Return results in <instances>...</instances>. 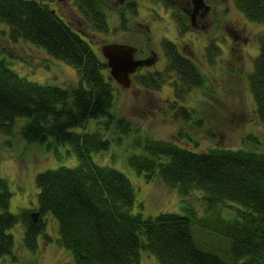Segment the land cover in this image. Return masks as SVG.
Instances as JSON below:
<instances>
[{
    "label": "trees",
    "instance_id": "1",
    "mask_svg": "<svg viewBox=\"0 0 264 264\" xmlns=\"http://www.w3.org/2000/svg\"><path fill=\"white\" fill-rule=\"evenodd\" d=\"M50 2L0 0V23L7 27L11 41L41 49L76 70L77 83L61 88L30 82L10 69L5 53L12 55L0 47V133L12 138L19 135L27 146L44 149L56 159L67 148L65 155L74 154L77 165L37 174L35 221L28 210L8 212L10 193L0 178V258L13 256L14 242L8 231L17 224L23 227L22 243L28 252H35L40 237L49 241L42 218L51 216L56 223L54 243L74 264H141V250L160 264H264V149L260 143L247 137L237 149L199 150L182 133L177 141L168 142L141 137L126 120L114 115V90L106 62L48 7ZM74 2L88 28L108 29L107 9L101 0ZM234 7L249 22L264 23V0H234ZM167 54L166 71L176 76V93L204 84L203 75L189 59L172 49ZM132 78L147 89L160 84L155 75L136 73ZM247 82L255 118L264 126V40ZM180 112L185 122L191 116L184 109ZM16 124L21 128L13 137ZM131 136L127 167L146 182L159 180L181 199L201 194L199 199L207 205L205 216L188 207L182 214L150 218L132 213L134 189L128 178L92 158L112 145L119 147L121 139ZM179 138L189 146L178 144ZM200 234L223 243L217 255L223 254L228 262L199 250L193 239Z\"/></svg>",
    "mask_w": 264,
    "mask_h": 264
},
{
    "label": "rangeland",
    "instance_id": "2",
    "mask_svg": "<svg viewBox=\"0 0 264 264\" xmlns=\"http://www.w3.org/2000/svg\"><path fill=\"white\" fill-rule=\"evenodd\" d=\"M102 1L107 9L108 29L104 32H95L87 27L73 0L62 8L53 4L49 7L55 9L76 33H80L100 58V48L106 44L140 47L141 43L147 41L146 27H150L156 48L163 42L162 37L178 43L180 52L204 77L201 87L176 93L173 86L176 76L166 71V63L162 62L165 55L160 56L156 68L137 74L159 77L157 81L160 84L153 89L139 86L135 78H132L128 88H122L111 79L116 117L126 120L141 137L152 140L177 141L178 133H182L184 138L190 137L195 141L199 150H206L215 147L237 149L247 137H253L264 149V126L255 118L247 82L260 43L264 40V23L249 22L236 10L233 0H219L214 16L210 17L211 22L214 21L210 28L198 33L190 29L185 36L179 37L172 16L160 2L130 0L135 2V6L122 18L118 14L120 8L115 6L117 0ZM158 4L160 6L156 7ZM57 8L61 13L57 12ZM157 13L162 18L158 21L154 20ZM5 29L8 30L0 23V47L12 55L10 57L5 53L10 69L37 84L47 83L61 88L75 86L78 80L76 70L49 58L41 49L28 47L23 41H11ZM215 44L219 48L211 52L210 48ZM181 109L191 113L186 122L181 117ZM93 123L90 122V125ZM15 127L18 128L17 124ZM20 128L18 131L13 129V137ZM113 138L117 139L116 135ZM184 138H179L178 144L188 147ZM132 142L133 136L121 139L119 147L112 145L107 152L92 158L94 162L114 168L128 178L134 189L133 214L138 213L144 218L161 213L182 214L187 207L200 217L207 214V205L199 199L201 194L181 199L159 180L146 182L143 176L128 168L125 155ZM66 150L62 148L63 156L56 159L44 149L27 146L19 135L12 138L0 133V178L4 179L10 193L8 212H37V174L60 166L77 165L74 154L65 155ZM42 221L44 235L49 241L40 237L35 252H28L22 243L23 227L17 224L8 231L14 242L13 256L1 257L0 264H74L71 256L54 243L57 233L53 218L47 216ZM196 236L193 241L199 250L215 256L222 253L223 243L208 235ZM217 256L223 262H228L223 254ZM139 259L141 264H160L153 255L143 250L139 253Z\"/></svg>",
    "mask_w": 264,
    "mask_h": 264
},
{
    "label": "flooded vegetation",
    "instance_id": "3",
    "mask_svg": "<svg viewBox=\"0 0 264 264\" xmlns=\"http://www.w3.org/2000/svg\"><path fill=\"white\" fill-rule=\"evenodd\" d=\"M155 1L160 2L162 6L164 5L163 7L165 8V10L168 11L167 13H170V15L172 16L173 26L175 27V32L177 36L179 37L185 36L190 29L198 33L202 31H206V29L210 28V25L214 22V21L211 22L210 17L214 16L216 5L218 2H220L219 0H201V3L195 6L192 0H155ZM101 2L104 4L102 0ZM66 3L67 2L60 3L57 0H53V2L46 3V4L48 5V7L50 6V4H53V6L56 5L57 7L62 8L66 5ZM115 4L117 8H120V12L118 11L119 12L118 14L122 18H124L126 13L128 14L130 9H132L131 8L132 6H135V2L130 1V0L122 4H118V1H116ZM158 6H160V4L156 5V7ZM50 9L56 13L55 9H52V8ZM57 12L61 13V10L57 8ZM106 15H107V12H106ZM159 18L162 19L161 16L157 13V19H154V20L158 21ZM146 35H147V41L145 43H141L140 47L132 46L136 50L134 53V59L135 60H146L151 57H154L156 61L151 66H143V67L137 68L134 74L136 73L141 74V72L148 73L152 69L156 68V65L159 64V61L161 60L160 56H163V55L165 56H163L164 59L162 62L165 64L167 60V56H168V54L166 55V50L168 49H172L176 54L182 57H185L184 53L180 52L178 43L172 42L163 37H162L163 42L160 44L162 47H160L159 45L156 48L153 45V41L151 38V36L153 35V29L150 30V27H146ZM214 48L217 49L219 47L218 45L215 44L213 48H210V51L212 52Z\"/></svg>",
    "mask_w": 264,
    "mask_h": 264
},
{
    "label": "water",
    "instance_id": "4",
    "mask_svg": "<svg viewBox=\"0 0 264 264\" xmlns=\"http://www.w3.org/2000/svg\"><path fill=\"white\" fill-rule=\"evenodd\" d=\"M58 2H66L68 0H57ZM118 4H122L129 0H117ZM197 6L201 0H192ZM135 48L123 44H106L101 46L100 54L105 60L109 77L122 88L130 86V76L135 73L137 68L143 66H151L156 59L151 57L146 60H135ZM31 218L35 221L37 213H32Z\"/></svg>",
    "mask_w": 264,
    "mask_h": 264
}]
</instances>
